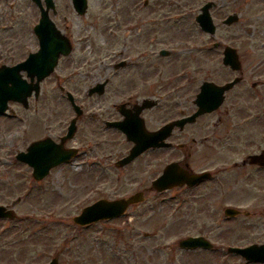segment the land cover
<instances>
[{
    "label": "flooded vegetation",
    "instance_id": "flooded-vegetation-1",
    "mask_svg": "<svg viewBox=\"0 0 264 264\" xmlns=\"http://www.w3.org/2000/svg\"><path fill=\"white\" fill-rule=\"evenodd\" d=\"M82 1L69 0L72 10L79 17L88 13L89 8V1L85 0V12L80 11L78 8ZM209 1L213 2L211 9L214 10L218 0ZM220 1L226 8L229 4L235 6L224 17L236 13L237 23L243 14L247 18L264 19V0H256V11L252 12L244 8L246 0ZM153 4L161 9L156 16L143 14L149 4L141 5V14L127 16L124 28L130 32V40L122 45L127 52L109 50L107 56L112 57V52L115 58L111 62V59L98 55V51L107 49L110 42H99L96 38V18H91V23L83 21L81 30L85 33L78 35L66 28V15L58 14L56 0H0V69H17L21 80L30 86L25 100L8 101L6 111L0 117L15 121L29 133L38 130L28 138L26 147L32 141H42L55 151L53 159L59 158L63 150L73 151L75 157L69 162L84 150L76 143H69L74 135L80 133V138L83 134L107 133L108 139L98 138L93 146L87 141L84 146L89 155L92 149L108 147L107 158L102 161L108 162L110 168L118 172L110 177L122 182H152L162 173L165 165L174 162L178 171L187 173L191 179L190 183L176 184L161 192L174 191L175 204L186 203L187 198L182 197L186 195L191 208L204 211L209 198L219 195L222 198L217 203L221 210H230L231 219L247 218L259 209L258 197L264 196V79L235 82L224 91L219 106L196 114V96L203 82L219 87L230 81H196L194 74L186 77V81L180 78L177 75L179 68L173 69L179 63L185 66L187 58L176 56L173 48L179 43H188L191 35L179 36V28L182 31L186 25H179L180 19H173L175 13L167 11L171 9L166 8L163 14L161 0H153L150 5ZM171 4H168L169 8ZM4 5L8 7V12H5ZM253 43L252 49L258 66L262 68L261 73L264 69V35L256 36ZM93 49L97 50V54ZM236 49L239 51L238 45ZM222 51L220 49L219 53ZM190 56L194 61V55ZM52 66V72L42 76L43 71ZM59 68L61 71L56 72ZM91 69L104 70L103 77L95 71L93 78ZM36 81H39L38 85ZM46 81L56 84L44 93L43 84ZM74 81L80 85L87 81L95 82L82 87V93L77 96L67 84ZM98 82L104 84L102 92L92 90ZM107 86H110L108 99L102 100ZM217 90L210 87L209 96L205 95L204 104L208 107L212 99H217ZM71 101L80 108L78 116L74 115ZM105 101H108L107 104ZM61 104L65 105L63 109ZM12 105L14 108H10ZM66 105L73 114L70 118L67 117ZM73 118L74 135L64 138ZM169 124L167 137L161 140L166 132L165 126ZM123 130L133 134L142 131H160L161 134L155 145L123 163L122 160L136 144L127 138ZM111 135L119 136L125 144L122 153H111ZM161 142L167 145H158ZM26 147L20 150L25 151ZM20 150L14 151L16 160ZM42 153L51 156V152L42 149L35 155ZM165 154L168 159L163 163ZM19 163L28 168L32 178L31 167L23 161ZM53 169L38 181H45ZM139 192L142 197V191L133 193ZM134 205L130 208H135ZM262 212L264 219V209ZM13 215L16 218L17 215ZM2 261L3 256L0 255V264Z\"/></svg>",
    "mask_w": 264,
    "mask_h": 264
},
{
    "label": "rangeland",
    "instance_id": "rangeland-1",
    "mask_svg": "<svg viewBox=\"0 0 264 264\" xmlns=\"http://www.w3.org/2000/svg\"><path fill=\"white\" fill-rule=\"evenodd\" d=\"M11 1V0H10ZM88 13L79 17L71 8L69 0H56L58 14L66 15V28L76 34L85 33L82 29L83 21L91 23L95 20L96 38L99 42L106 40L107 49L98 51L99 57H107L111 62L115 59L108 57L109 50H121L125 54L127 48L122 45L130 40V32L125 27L126 18L129 15H137L143 0H88ZM164 13L166 8L173 9V4L168 7L166 1L161 0ZM182 6H191L198 11L203 0H176ZM244 8L256 11L255 1L247 0ZM153 3V0H150ZM233 7L226 8L218 0V5L212 10L215 22L219 25L221 18ZM4 5L5 12H8ZM172 11V10H167ZM176 11V10H173ZM172 11V12H173ZM161 9L155 4L148 5L143 14L150 17L158 15ZM250 12V13H251ZM163 13V14H164ZM145 17V16H144ZM182 21L179 23H186ZM99 29V31L97 30ZM263 30V31H261ZM258 31H261L260 33ZM219 38L228 44L238 45L239 55L243 64V81H256L264 79V69L258 66L256 55L253 52L254 38L264 35V19L257 20L247 18L243 14L240 21L230 27L219 26L216 33ZM195 41L199 45L209 46L208 42L201 40L198 32H195ZM118 41V43H114ZM86 51L87 49L84 48ZM97 54V50H92ZM194 54V53H193ZM219 51L204 52L198 54L196 81L205 77L213 81H226L232 74H224L219 68ZM195 63V62H193ZM178 65V64H177ZM173 69L181 68L180 63ZM61 71L57 70L56 72ZM91 69L92 77L96 71ZM203 76V78H201ZM117 81V80H116ZM186 81V79L184 80ZM95 81H87L80 85L78 82L68 84L69 90H75L76 95L82 93L85 88ZM54 81H46V89L55 87ZM80 92V93H78ZM110 93V86L106 87L105 97ZM108 101L104 103L107 104ZM65 105L61 104V109ZM14 106L12 105V107ZM68 118L71 117V108L66 105ZM55 111V110H54ZM54 125L51 124V129ZM24 126L16 124L15 121L0 117V203L8 204L21 195L24 197L22 188L8 191L5 187L18 176L16 183L21 186L32 188V194L23 201L17 203L14 208L20 220L0 221V255L3 256L1 264H45L52 257L57 256L59 264H245L238 255L227 252L228 245H246L247 243L264 242V196L258 197L259 209L249 217H238L235 220H226L223 217L221 206L217 203L222 196L210 197L206 209H193L187 202L175 204L172 198L174 191L156 194L149 189L150 182H122L110 177L118 173L112 169L109 172L107 158L108 147L92 149L91 155L85 149V142L93 146L94 141L108 139L107 133L83 134L77 133L69 143L82 146L81 154L71 165L55 168L45 181L35 183L27 181L30 174L27 167L12 160L14 151L26 147L25 143L34 133L24 131ZM40 130V129H39ZM33 133V134H32ZM26 135V136H25ZM114 136V138H113ZM125 144L117 135H111V153H122ZM86 152V153H84ZM96 160L91 167L84 166V160ZM164 162L168 155H164ZM103 160V161H102ZM99 162V163H98ZM154 165V164H151ZM151 167V166H150ZM15 172H14V171ZM12 174V176H11ZM24 178V179H23ZM16 184H11L12 189ZM137 190H142L145 199L135 209H130L125 217L100 221L88 226H77L72 222V217L79 213V209L94 200L106 197H120ZM21 191V192H20ZM29 214V217L26 215ZM203 235L213 244L214 250H184L178 248V240L187 235ZM17 259L22 261L17 262Z\"/></svg>",
    "mask_w": 264,
    "mask_h": 264
},
{
    "label": "water",
    "instance_id": "water-1",
    "mask_svg": "<svg viewBox=\"0 0 264 264\" xmlns=\"http://www.w3.org/2000/svg\"><path fill=\"white\" fill-rule=\"evenodd\" d=\"M82 5L78 8L80 11H83L84 7H85V0L82 1ZM201 15L198 17L199 23L201 25V27L204 30H209L211 32H213V25L210 24V18L208 15V12L206 10V6L203 7V11L202 13H200ZM231 18H228L226 20L227 23L231 22ZM225 22V23H226ZM224 62L225 63H230V65L233 68H238V62L236 60V56L233 54V52H228L226 51V55L224 57ZM10 77H13L11 75H9ZM16 77V76H15ZM4 87H0V99L5 100V98L7 97H13L16 98L19 95L22 94L21 89L19 86H13L14 89L12 90L11 88L6 87V81H3ZM20 84L19 82H14V85H18ZM1 86V83H0ZM4 89V90H2ZM97 90L101 91V85L97 88ZM202 99H204V95H201V99H198L199 101H201ZM202 109H209L210 107H208L206 104H202ZM72 130L73 127H69V132H68V136H70L72 134ZM126 134L128 135V137L132 138V139H136V141L138 140V137H134L132 135V133H130L129 131H126ZM143 135V134H142ZM142 138L139 139V142H144L145 139L141 140ZM138 142V141H137ZM146 143V142H145ZM38 143H33L28 150H31V148L37 146ZM148 145V144H147ZM147 145L145 146H134V148L132 149V153L129 155L128 159L130 157H132L133 155L137 154L139 151L143 150ZM34 150L32 149L30 151V155L32 156L34 154ZM40 150V149H38ZM49 157V158H48ZM47 158V159H46ZM54 158V156H49L47 155L46 157L39 159L40 163L44 164L45 161V167L47 169V167H49L52 163V159ZM34 165H38L39 163H37L36 161H31ZM175 168L173 164L168 165L163 174L158 177L157 180L152 182L153 187H155L158 190H162L164 188L169 187L170 185L175 183V177L177 176L175 173ZM35 175L38 176V173L35 172ZM181 178L184 177V174H180ZM186 176V175H185ZM188 177V176H187ZM187 177H185V180L187 179ZM129 200H118V201H108V200H98L95 203L87 206V208L85 207L81 214L79 216H77V218H75V221L79 222V223H85V222H91V221H95L98 220L100 218H108L111 217L112 215H116L119 214L123 211V209L125 208L127 202ZM199 244H203L205 246V244H208L206 241H204L202 238H197V239H192V238H188L186 240L183 239V241L181 242V245L184 246H196ZM239 251V250H236ZM242 252L243 254L247 255L250 259H257L259 260H264V246H252L248 249H245L243 251H239Z\"/></svg>",
    "mask_w": 264,
    "mask_h": 264
}]
</instances>
